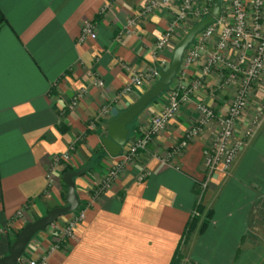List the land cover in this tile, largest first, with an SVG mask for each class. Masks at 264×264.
<instances>
[{
    "label": "crops",
    "instance_id": "1",
    "mask_svg": "<svg viewBox=\"0 0 264 264\" xmlns=\"http://www.w3.org/2000/svg\"><path fill=\"white\" fill-rule=\"evenodd\" d=\"M181 1L143 15L149 0H0V20L5 19L0 22V257L9 253L25 225L66 204V161L57 157L72 144L76 151L68 164L73 170L89 166L94 157V167L75 179L84 203L91 186L104 177V161H119L106 150L91 156L108 121L135 99L122 96L131 72L161 71L170 62L174 44L155 55L154 42ZM86 21L95 22L97 38L79 43ZM202 64L188 70V82L201 73ZM226 72L220 65L213 69L167 129L86 210L66 247L54 249L47 229L31 240L24 256H46L48 264H171L182 242L181 264H263L264 123L228 173L219 171L208 179L203 165L216 123L181 154L165 160L199 119V102L218 115L227 114L238 85L223 83ZM78 91L84 97L71 111ZM105 104L109 112L100 115ZM253 109L241 117L238 133L258 110ZM143 173L148 174L141 179ZM199 200L211 210V221L183 243Z\"/></svg>",
    "mask_w": 264,
    "mask_h": 264
},
{
    "label": "built area",
    "instance_id": "2",
    "mask_svg": "<svg viewBox=\"0 0 264 264\" xmlns=\"http://www.w3.org/2000/svg\"><path fill=\"white\" fill-rule=\"evenodd\" d=\"M174 1L149 0L141 14H150L162 7L172 5ZM195 3L196 0L181 1L168 28L154 42L155 55L171 48L173 39L178 33H181L182 25L189 16L195 17L200 14L195 10ZM133 23L132 21L131 24ZM216 36L218 38L214 48L207 56H204L207 45ZM96 38L95 22L86 21L78 42L84 43L88 39ZM233 51L235 54L231 57L230 54ZM201 61L203 62L201 73L193 81L188 82L186 79L188 70ZM162 63L165 64L166 62L163 61ZM219 65L227 71L223 81L225 85L239 83L227 114L218 115L216 110L203 102H199L197 104V111L199 112L197 125L191 127L183 139L173 147L172 152L167 153L165 157V160H169L173 155L181 154L195 137L216 123V135L203 151V165L208 179L219 171L228 173L238 160L249 139L254 135L257 128L264 123V111H257L244 131L241 134L238 133V123L248 108L253 85L259 78L264 77V0L221 1V17L199 33L192 44L187 47L182 65L176 76V82H173L165 92L167 95L166 103L160 113L152 119L148 129L140 134L127 153L120 154L119 161L94 189V194L91 195L90 200L72 213V219L67 225L60 227L55 222L50 226L51 228L48 227L53 230L51 236L54 249H60L61 242L66 247L76 237L78 228L86 219V210L101 195L109 191L129 163L136 160L139 153L145 150L157 135L167 129L169 123L180 113L181 108L191 102L194 95L203 87L206 77ZM160 72L157 67L141 73L131 72L130 79L122 91V96L133 92L144 83H156L160 78ZM98 85L103 86L104 82L99 80ZM83 97L84 91H78L74 94L69 104L71 111L77 108ZM109 109L108 104L103 105L100 115L107 114ZM69 158L70 155L65 153L57 157V161H67ZM147 174L143 173L140 178L143 179ZM48 177L49 181L52 182L51 175ZM206 186L207 182L205 181L202 183V188L205 189ZM47 261L46 256L37 259L22 256L18 264H48Z\"/></svg>",
    "mask_w": 264,
    "mask_h": 264
},
{
    "label": "water",
    "instance_id": "3",
    "mask_svg": "<svg viewBox=\"0 0 264 264\" xmlns=\"http://www.w3.org/2000/svg\"><path fill=\"white\" fill-rule=\"evenodd\" d=\"M221 17V0H212L209 15L198 24L194 25L175 46L170 59L169 68L161 70L159 80L150 87L138 100L131 103L126 109L108 121L107 136L102 139L103 146L111 157H119L130 137V128L137 118L164 94L173 83L182 65L184 53L192 44L196 36L206 27L216 22ZM90 165L79 170L68 171L63 174L67 185L66 204L51 209L46 215L28 223L19 232L11 244L9 253L0 257V264H18L31 242L41 232L60 218L74 213L80 206L81 198L77 191L75 179L85 175Z\"/></svg>",
    "mask_w": 264,
    "mask_h": 264
},
{
    "label": "rangeland",
    "instance_id": "4",
    "mask_svg": "<svg viewBox=\"0 0 264 264\" xmlns=\"http://www.w3.org/2000/svg\"><path fill=\"white\" fill-rule=\"evenodd\" d=\"M199 0H196V3L194 5L195 7V10H197L200 14L199 15H196L195 17L193 16H189V18L183 23L182 25V30L184 29V32L181 31V33H178L176 35V37L173 39L172 41V46L174 44V48L175 46L184 38V36L187 34V32L196 24H198L199 22H201L203 19H205L208 15H209V11L212 7V0H206L204 3H203V6H200L199 5ZM222 1V0H221ZM223 3V2H222ZM216 38H218L216 36ZM217 40V39H216ZM235 54V52L233 51L232 54H230L231 57H233ZM169 63L166 65V67H164L162 70H167L169 68ZM160 70V69H159ZM195 79V78H194ZM174 83L176 82V77L173 81ZM155 84L152 83V84H149V83H144L143 85L140 86L141 89H143L142 92L138 93L137 91H133L129 94H126L125 96L126 97H135V99L132 100L131 103L135 102L136 100H138L150 87H152L153 85ZM237 85H239V83H235ZM174 85V84H173ZM172 85V86H173ZM254 89H256L255 92ZM261 92V93H260ZM263 93V94H262ZM168 94V93H167ZM261 94V95H260ZM166 93L163 94L162 96H160L153 104H152V107L148 110H146L144 113H142L138 118L137 120L135 121V123L132 125V128H131V131H130V137H129V140L127 142V144L125 145V147L123 148V151H122V154L123 153H127L128 150L131 148V146L135 143V141L137 140V138L140 136V134L145 131L146 129H148L152 119L157 116L159 113H160V110L163 108L164 104L166 103ZM251 96H252V99H251ZM251 96H250V99H249V103H248V108L249 109L250 107L254 108L253 110L255 111L257 108L258 110L257 111H264V77H261L259 78L253 85V88H252V92H251ZM255 99V104H254V100ZM260 106V107H259ZM256 111V112H257ZM255 114H253L254 116ZM199 120H197V122L195 124H193L191 127L197 125ZM107 132L108 131H105V135L104 137L107 136ZM202 134V133H201ZM216 135V134H215ZM158 136V135H157ZM103 137V138H104ZM198 137V136H197ZM102 138V139H103ZM214 139V138H213ZM73 149H69L66 153H68L70 155V158L69 160H67L66 162H63L62 164H64V168L67 167V165H69L68 163L71 161V158H72V155L75 153L76 149L74 147V144H72ZM149 147V146H148ZM148 147L145 149L147 150ZM174 147V146H173ZM169 149L168 153L172 152V149ZM105 148L103 146V142H101V144L94 150L93 152V155L91 157H93L94 155L98 154V153H102V152H105ZM107 151V150H106ZM137 160V159H136ZM136 160H134L133 162L129 163V165L122 171V173L132 164L134 163ZM116 164L112 163V162H109V161H104V164L102 165L105 169V172H104V177L99 181L97 182L96 184L92 185L91 186V189H90V192L94 191V189L97 188V186L104 180V178L109 174V172L113 169V167L115 166ZM101 166V167H102ZM94 167V166H93ZM122 173L120 175H122ZM72 219V214H69L68 216H64L62 218H60L57 223L60 227H64V225H67L69 221H71ZM49 228H51L49 226ZM48 228V229H49ZM50 230V233L53 232L52 229H49ZM52 231V232H51Z\"/></svg>",
    "mask_w": 264,
    "mask_h": 264
},
{
    "label": "trees",
    "instance_id": "5",
    "mask_svg": "<svg viewBox=\"0 0 264 264\" xmlns=\"http://www.w3.org/2000/svg\"><path fill=\"white\" fill-rule=\"evenodd\" d=\"M4 17L1 18L0 22L1 21H4ZM163 95V94H162ZM156 101V100H155ZM154 101V102H155ZM153 102V103H154ZM132 128V126H131ZM131 128H130V131H131ZM94 158V157H93ZM93 158L91 159L89 165L90 167H92L93 165ZM68 171H74L73 168L69 165H67V167H65L64 169V172H68ZM66 192H67V186H66ZM66 192L64 193V197L66 198ZM91 195L94 194V192L91 191L90 193ZM84 204L83 201L80 202V206H82ZM211 218H212V212L211 210H208L207 208H205V206L202 204V201H198V203L196 204V207L193 211V214L187 224V227L185 229V232H184V235H183V243H186L189 239H190V236L194 233V232H197V230L201 233L205 230V228L208 226L209 222L211 221ZM14 240H12V243H13ZM11 243V244H12ZM181 245H182V242H181ZM181 245L180 247L178 248V250L176 251L173 259H172V262L171 264H181L183 258H184V255H183V252H182V249H181ZM61 248H64L65 244L61 242L60 244ZM264 264V263H263Z\"/></svg>",
    "mask_w": 264,
    "mask_h": 264
}]
</instances>
